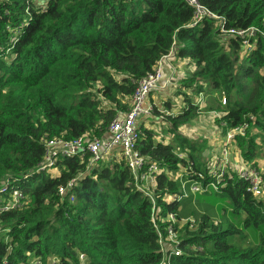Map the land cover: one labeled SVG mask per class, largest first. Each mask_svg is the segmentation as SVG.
Here are the masks:
<instances>
[{
    "label": "trees",
    "instance_id": "obj_1",
    "mask_svg": "<svg viewBox=\"0 0 264 264\" xmlns=\"http://www.w3.org/2000/svg\"><path fill=\"white\" fill-rule=\"evenodd\" d=\"M43 1L0 0V188L31 199L27 209L1 213L0 264H161L154 209L158 217L175 214L180 223L196 220V228L186 227L179 237L172 264H264V200L237 173L217 189L198 192L228 199L217 219L196 209L197 193L189 186L180 200L166 197L183 194L181 180L171 178L183 168L194 180L202 174L204 184L213 181L197 143L179 135L199 110L186 90L221 92L227 129L247 123L264 145V0H202L226 18V28L259 29L249 50L216 21L191 27L186 0ZM173 49L194 66L174 91L187 107L173 113L167 98L153 102V114L176 144L156 139L153 116L142 123L137 141L149 162L167 169L157 175L154 202L116 156L111 166H99L101 159L88 168L89 153L77 154L58 161L57 176L41 170L45 139L106 136L113 119L129 109L138 81ZM235 141L255 165V136L248 132ZM74 178L71 201L58 188ZM245 233L254 240L243 247L234 238Z\"/></svg>",
    "mask_w": 264,
    "mask_h": 264
},
{
    "label": "built area",
    "instance_id": "obj_2",
    "mask_svg": "<svg viewBox=\"0 0 264 264\" xmlns=\"http://www.w3.org/2000/svg\"><path fill=\"white\" fill-rule=\"evenodd\" d=\"M187 4L193 9V17L190 26L196 27L201 25L206 20H213L217 22L222 33L227 37H236L243 39L245 50L253 47L252 39L258 35L259 29L256 27L236 28L225 27L226 18L211 10L206 6L202 0H186ZM171 57L177 58L176 51L173 49L171 52L164 56L155 70L148 74L145 78L137 83L136 91L130 99L129 109L117 115L111 122L108 132L104 137L89 138L82 136L74 140H67L64 138L45 139L43 141L45 147V154L41 165L39 166L42 171L49 172L52 169L58 168V161L63 158H71L77 154L80 156L89 153L88 168L95 167L98 162L103 159L106 154L116 153V157L123 159L129 167L134 176L136 188L155 201L153 192L157 183V175L161 171H166V168H160L156 163L149 162V156L142 155L137 148V141L140 138V127L142 123L154 113L153 102L148 101V97L156 91H159L167 86L176 83L180 70L169 65L167 68L166 62L171 61ZM225 99L223 98V104ZM249 125L244 123L236 128L228 129V134L231 132V138H236L238 135H246ZM228 136V135H227ZM181 171V170H180ZM178 171V172H180ZM209 169L208 176L213 178V181L207 184L203 183L205 180L204 175H198V179L194 180L187 173L184 175L177 173V178L182 183V195H169L167 199H182L188 194L202 192L210 187L217 189L218 186L225 180L227 175L231 172L224 170V164L217 173H212ZM238 174V173H237ZM239 177L247 182L249 190L256 198L264 197L263 181L260 171L257 169H243L239 172ZM174 176V175H173ZM187 176V178H184ZM77 179L70 180L67 184L61 185L58 192L62 197H70L74 195V188L77 184ZM176 180V179H175ZM0 219L1 213L5 210L22 208L24 202L28 198L24 192L20 190H13L8 192L7 185L0 188ZM160 214L159 211L157 215ZM156 214L153 216V221L156 223V229L159 235V243L162 247V262L161 264H172V254L176 252V246L179 242L177 229L175 228L179 222L175 214L169 212L165 217V222L159 224H166L164 229L159 227L155 219ZM191 223H193V220ZM182 222H187L186 220ZM180 254V251L176 252ZM80 258H84L81 255Z\"/></svg>",
    "mask_w": 264,
    "mask_h": 264
},
{
    "label": "rangeland",
    "instance_id": "obj_3",
    "mask_svg": "<svg viewBox=\"0 0 264 264\" xmlns=\"http://www.w3.org/2000/svg\"><path fill=\"white\" fill-rule=\"evenodd\" d=\"M44 0L42 3H45ZM186 62H190L189 64H186ZM167 68L169 65H173L177 67L180 70V74L177 77L176 84L174 86H179L180 80L182 77H185L186 74L190 73L192 70H194V66L192 67L193 63L189 61V59L181 60L178 58L171 57V61H167L166 63ZM191 65V66H189ZM171 88L173 86H170ZM165 88L161 91L153 92L149 97L148 101L151 103L155 101V99H164L163 97H167V95L170 93L171 88ZM186 94L189 96L195 98L196 103L199 105V110L197 112V117L192 118L188 123L183 124L179 128V135H181L185 141H191L197 143L198 150H195L197 154L200 155V161L202 164H205L206 167L211 169L212 173H217L219 169H221L222 164H224V170L227 172H235L238 173L242 171L243 169H257L260 171V174L262 176L263 181V188H264V145L262 143L263 137H259L260 131L256 128H253V126H249L248 129H246L247 133L250 132L252 135L255 136V141L259 145V154L255 157V165L251 162L246 161L243 156L240 148L238 147L235 138L232 137L227 129V124L223 122L221 119L222 111L223 110V98L224 96L221 95V92L219 91H206L205 94L195 95V92L193 93L192 90H186ZM171 96L176 97L175 99L170 97L173 103V106L171 111L173 113H176L178 109L183 108L185 109L187 107L186 103L183 100L182 95H177L173 93ZM167 99V98H166ZM163 103V101H162ZM162 111L165 112L164 108H162ZM153 120L151 123V127L156 133V139L157 140H168L171 143L176 144L175 138L173 135L166 131V124H162L163 121L162 117L160 116L159 119H156L154 114ZM147 123V122H145ZM149 124V123H148ZM228 135V136H227ZM164 139V140H163ZM180 140L178 139V142ZM180 150V149H178ZM117 159L112 154H106L103 157V160L99 164V166L102 165H109L111 166L113 164V161ZM96 167V166H95ZM191 169L183 168L180 172H177L179 174L184 175V173L191 172ZM48 173H50L52 176H57L60 174L59 168L52 169ZM177 173L171 177L175 179L177 178ZM184 178H187V176H184ZM212 190H209L206 193H200L195 194L197 195L194 200V205L196 206V209L203 211V213H209L214 218H219L222 209H228L230 206V203L227 198L221 197L216 195L215 193H210ZM210 193V194H209ZM209 194V195H207ZM74 195L67 197L71 201L74 200ZM169 197V196H167ZM66 198V197H65ZM205 199V200H204ZM259 199V198H258ZM264 200V197L260 198ZM64 198H61V201H63ZM31 199L28 198L24 202L23 209H27L31 205ZM157 209H154V214H156L155 219L156 222L163 223L165 222V218H158L157 219ZM195 219L194 216L192 220ZM191 221V220H190ZM187 222H177L176 228L178 236H183L185 233L186 227L189 229L196 228V220L194 223ZM215 223H218L217 220H214ZM178 225V227H177ZM235 243H237L240 246L246 247L251 243V241L254 240L252 234L245 233L243 237L240 238H234Z\"/></svg>",
    "mask_w": 264,
    "mask_h": 264
},
{
    "label": "crops",
    "instance_id": "obj_4",
    "mask_svg": "<svg viewBox=\"0 0 264 264\" xmlns=\"http://www.w3.org/2000/svg\"><path fill=\"white\" fill-rule=\"evenodd\" d=\"M186 64H187V62H186ZM189 66H191V65H189ZM192 67H193V65H192ZM193 71V70H192ZM191 71V72H192ZM188 74V73H187ZM177 83V82H176ZM175 83V84H176ZM175 84H172V85H170V86H173L172 88L170 87V86H167V87H165V88H168V87H170L171 88V91H170V93L167 95V97H163L164 99H155V101H154V103H161L162 101H164V100H167L166 98H170V97H172V98H176V97H173V96H171L173 93L175 94V90L177 89V87H178V85H177V87L176 86H174ZM165 88H163V89H165ZM163 89H161V90H163ZM161 90H159V91H161ZM158 92V91H157ZM164 143H170V141H168V140H165L164 141ZM113 156H116V153H111ZM110 154V155H111Z\"/></svg>",
    "mask_w": 264,
    "mask_h": 264
}]
</instances>
